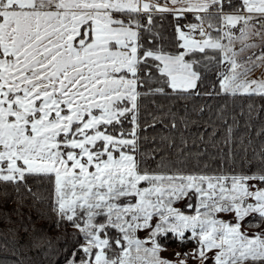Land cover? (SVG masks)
Instances as JSON below:
<instances>
[{"label":"snow or ice","instance_id":"6c2138e0","mask_svg":"<svg viewBox=\"0 0 264 264\" xmlns=\"http://www.w3.org/2000/svg\"><path fill=\"white\" fill-rule=\"evenodd\" d=\"M163 14L194 21L172 51ZM210 66L215 94L264 98V0H0V185L48 179L82 238L66 264H264V148L218 174L141 151L139 99L199 96Z\"/></svg>","mask_w":264,"mask_h":264},{"label":"trees","instance_id":"16d2710c","mask_svg":"<svg viewBox=\"0 0 264 264\" xmlns=\"http://www.w3.org/2000/svg\"><path fill=\"white\" fill-rule=\"evenodd\" d=\"M178 22L194 21L191 14L181 21L168 14L155 17L157 42L167 51L173 50L171 43ZM145 39L150 37L146 35ZM199 71L202 73L199 96L171 94L168 90V95L139 99L141 151L158 148L186 171L218 174L246 166L248 161H252L254 170L259 161L253 157L264 148V98L217 95L215 69L201 67ZM214 84L213 95H203L212 91ZM153 123L154 127H150ZM229 126L230 146L224 143ZM148 163L154 167L152 161ZM28 185L42 199H34L22 186L16 192L13 186L0 185V264H66L82 238L67 222L57 224L58 217L52 210V185L46 177L31 176ZM171 245L182 247L174 240L167 242V246ZM187 245L193 246L191 242Z\"/></svg>","mask_w":264,"mask_h":264},{"label":"rangeland","instance_id":"374dc122","mask_svg":"<svg viewBox=\"0 0 264 264\" xmlns=\"http://www.w3.org/2000/svg\"><path fill=\"white\" fill-rule=\"evenodd\" d=\"M192 246L190 245H186L184 247H178L177 245H171L168 246L169 251L165 252L163 255L169 259H171L173 257L174 252L177 251H187L191 248Z\"/></svg>","mask_w":264,"mask_h":264}]
</instances>
